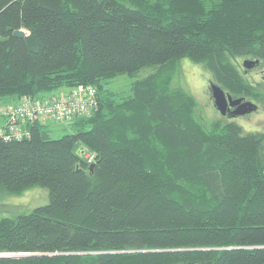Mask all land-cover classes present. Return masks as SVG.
<instances>
[{"label": "trees", "instance_id": "1", "mask_svg": "<svg viewBox=\"0 0 264 264\" xmlns=\"http://www.w3.org/2000/svg\"><path fill=\"white\" fill-rule=\"evenodd\" d=\"M243 56L264 61V0H0V98L97 97L60 136L48 120L0 135V188L49 189L0 217V264H264V135L204 122L172 84L188 57L259 94ZM145 66L128 91L108 86Z\"/></svg>", "mask_w": 264, "mask_h": 264}, {"label": "rangeland", "instance_id": "2", "mask_svg": "<svg viewBox=\"0 0 264 264\" xmlns=\"http://www.w3.org/2000/svg\"><path fill=\"white\" fill-rule=\"evenodd\" d=\"M153 67L145 66L135 76L126 73L118 74L110 78L107 84L112 90H116L119 93L126 92L131 88L134 79L149 74L153 71ZM244 76L249 80L253 77L245 73ZM211 80L212 74L202 63L195 62L188 57H183L179 60V71L172 81L173 85L182 86L196 97V113L206 123L215 118L225 120V116L221 114L214 104L210 88ZM5 102L11 103L13 101L12 99L5 98L2 100L0 98V106L1 104H5ZM236 119L243 125L245 131L254 129L253 127L257 121L255 114L251 115V119L246 116H239ZM48 124L53 128L51 135L54 137L60 136L64 132L72 129L68 121H55L50 119L48 120ZM48 200L49 189L43 185L31 186L21 193H9L0 188V217L4 215H17L37 205L44 204Z\"/></svg>", "mask_w": 264, "mask_h": 264}, {"label": "built area", "instance_id": "3", "mask_svg": "<svg viewBox=\"0 0 264 264\" xmlns=\"http://www.w3.org/2000/svg\"><path fill=\"white\" fill-rule=\"evenodd\" d=\"M96 88L89 84H78L69 90L55 92L44 100L24 96L17 102L3 106L5 123L0 127V135L19 137L27 128L24 121L55 120L69 121L82 114H89L97 105ZM89 159L93 154L86 153Z\"/></svg>", "mask_w": 264, "mask_h": 264}, {"label": "flooded vegetation", "instance_id": "4", "mask_svg": "<svg viewBox=\"0 0 264 264\" xmlns=\"http://www.w3.org/2000/svg\"><path fill=\"white\" fill-rule=\"evenodd\" d=\"M245 58L253 59V60H255V62L250 67H246L243 64V61ZM240 67H241V71L243 73L253 76L250 80L254 84L257 83V86L261 89L262 92H259V94L257 93L255 95H249L246 93L234 95L231 92H229V90L224 89L226 91V93H230L232 95V97H234V98L235 97H243V98L239 103L229 105L227 112L225 114H223V113H221V114L225 116V120L236 119L239 116H246L249 119H251V115L255 114L257 121H256V125L253 127L254 129H251V130L258 131L264 135V61L260 60L258 58L252 57V56H243L241 58V66ZM254 74H256V75H254ZM211 81H215V80L212 79ZM211 81H210V88H211ZM211 94H212V91H211ZM212 97H213V95H212ZM213 99H214V97H213ZM246 100L252 101L256 105L255 108H253L250 111H246L244 113L234 112V110L238 109L240 107V104H242ZM214 104H215V102H214ZM248 115H250V116H248Z\"/></svg>", "mask_w": 264, "mask_h": 264}, {"label": "water", "instance_id": "5", "mask_svg": "<svg viewBox=\"0 0 264 264\" xmlns=\"http://www.w3.org/2000/svg\"><path fill=\"white\" fill-rule=\"evenodd\" d=\"M13 34L16 36H24L25 30L23 28H16L13 31ZM255 60L250 58H245L243 61L244 66L250 67ZM211 91L214 97V102L217 108L220 110L221 113L225 114L229 108V105L239 103L243 97H232L230 93H226L224 88L215 81H211ZM255 104L250 101L246 100L238 109H235L234 112L236 113H244L246 111H250L255 108ZM94 163H91L90 166L92 167Z\"/></svg>", "mask_w": 264, "mask_h": 264}, {"label": "crops", "instance_id": "6", "mask_svg": "<svg viewBox=\"0 0 264 264\" xmlns=\"http://www.w3.org/2000/svg\"><path fill=\"white\" fill-rule=\"evenodd\" d=\"M2 120H3V117L1 116V117H0V122H1Z\"/></svg>", "mask_w": 264, "mask_h": 264}]
</instances>
